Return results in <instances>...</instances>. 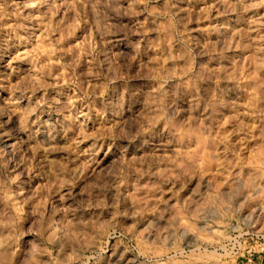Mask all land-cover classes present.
<instances>
[{
	"label": "rangeland",
	"instance_id": "rangeland-1",
	"mask_svg": "<svg viewBox=\"0 0 264 264\" xmlns=\"http://www.w3.org/2000/svg\"><path fill=\"white\" fill-rule=\"evenodd\" d=\"M0 264H264V0H0Z\"/></svg>",
	"mask_w": 264,
	"mask_h": 264
}]
</instances>
